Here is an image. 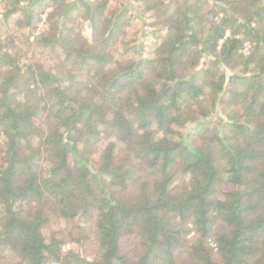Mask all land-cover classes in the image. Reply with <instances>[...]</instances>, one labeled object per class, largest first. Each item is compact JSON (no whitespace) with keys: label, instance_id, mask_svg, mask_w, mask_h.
<instances>
[{"label":"trees","instance_id":"trees-1","mask_svg":"<svg viewBox=\"0 0 264 264\" xmlns=\"http://www.w3.org/2000/svg\"><path fill=\"white\" fill-rule=\"evenodd\" d=\"M4 1L0 262L264 264V0Z\"/></svg>","mask_w":264,"mask_h":264},{"label":"rangeland","instance_id":"rangeland-1","mask_svg":"<svg viewBox=\"0 0 264 264\" xmlns=\"http://www.w3.org/2000/svg\"><path fill=\"white\" fill-rule=\"evenodd\" d=\"M7 8V4H5L4 0H0V33L2 37H5L6 35H9L11 37L14 36H19V39H16L17 45L22 48V60H24L27 63H30L34 61L35 59L41 60L46 64V67H56V64L53 62V59L48 56V54L45 52L43 54L39 53L36 48H29L26 47L22 44V40L24 37H26V33H24L23 30L18 29L15 24H14V18H9V19H4L2 13L5 11ZM40 21L36 25L35 29L33 30L32 35H37L45 26V19H46V13H41L40 15ZM146 21V20H145ZM145 25L142 23L141 20H134L132 27L129 31L130 36L128 39H132L131 43H142L144 46V49L139 52V54H142L144 56H152L153 54V48L158 44L159 40L156 39L153 36H150L148 34L142 35V30H144ZM83 29L84 33L89 35V29L87 27V23H83ZM248 49V48H246ZM122 50V48L118 47L116 50H114L115 53L119 52ZM21 83L25 84L28 82V78L24 75L21 76ZM212 115L214 116H220L222 118H225V115L223 114L222 110L220 107H215V109L212 111ZM192 125H187V129H189ZM51 226L53 228H59V227H69L70 224L65 221L63 223L53 221ZM69 248V244L63 245V249L67 250ZM121 248L124 252H128L131 257L136 258L141 254V247L138 242V240L134 236H127L122 239L121 241ZM85 255H89L88 250L85 252ZM178 256L180 258L185 257V254H183L181 251L178 252ZM14 259H7V260H1L0 264H7L10 261H13ZM49 264H55L54 262H51Z\"/></svg>","mask_w":264,"mask_h":264}]
</instances>
